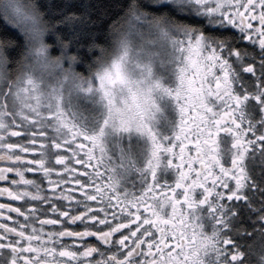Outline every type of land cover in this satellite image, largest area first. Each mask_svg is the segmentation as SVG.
<instances>
[{"label": "snow or ice", "instance_id": "6c2138e0", "mask_svg": "<svg viewBox=\"0 0 264 264\" xmlns=\"http://www.w3.org/2000/svg\"><path fill=\"white\" fill-rule=\"evenodd\" d=\"M119 7L0 0V250L264 264V0Z\"/></svg>", "mask_w": 264, "mask_h": 264}, {"label": "trees", "instance_id": "16d2710c", "mask_svg": "<svg viewBox=\"0 0 264 264\" xmlns=\"http://www.w3.org/2000/svg\"><path fill=\"white\" fill-rule=\"evenodd\" d=\"M24 3L29 4L30 2H34L37 5L41 2V0H22ZM62 0H55V3L59 4ZM74 3L77 4H90L92 8L90 9L93 20L96 21L97 24L101 22L104 23L105 27L112 22L113 19L116 18L117 13L120 11V3L121 0H73ZM54 11H58V9H54ZM79 15V12H77ZM49 43L51 41L48 37H45ZM166 119V118H165Z\"/></svg>", "mask_w": 264, "mask_h": 264}, {"label": "flooded vegetation", "instance_id": "af4514ba", "mask_svg": "<svg viewBox=\"0 0 264 264\" xmlns=\"http://www.w3.org/2000/svg\"><path fill=\"white\" fill-rule=\"evenodd\" d=\"M82 107L85 109V115H87L88 114L87 110L90 109V106L88 104H82ZM157 120H158V126L161 128V130H163V125H164V121H165L164 112H161L160 114H158ZM125 143H127V142L125 141ZM133 143H135V140L133 141ZM134 182L138 183L137 177L135 174L128 177L127 185L129 187H131ZM0 202H10V201H8L6 199H0ZM243 222L246 224H251V221L245 220ZM249 230H251V229H249ZM236 239L241 240V237H236ZM245 239L251 240L250 237H246ZM241 242L243 243V240H241ZM10 255L11 254H10L9 250H7V249L0 250V264H8V261L10 259ZM251 259H252V264H260L261 257L259 255H255Z\"/></svg>", "mask_w": 264, "mask_h": 264}, {"label": "rangeland", "instance_id": "374dc122", "mask_svg": "<svg viewBox=\"0 0 264 264\" xmlns=\"http://www.w3.org/2000/svg\"><path fill=\"white\" fill-rule=\"evenodd\" d=\"M19 2H20V4L22 5V6H27L28 4H26V3H24L22 0H19ZM156 71L160 74V75H166L167 73H166V71H165V69L164 68H161L160 66H159V64H157L156 65ZM82 104H88L87 102H82ZM89 106H90V108H91V105L90 104H88ZM162 107H163V111L162 112H164V117L166 118V116L167 115H171V113L168 111V108L167 107H165L163 104H162ZM158 119V118H157Z\"/></svg>", "mask_w": 264, "mask_h": 264}]
</instances>
